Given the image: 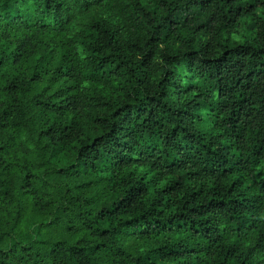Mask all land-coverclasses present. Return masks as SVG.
Segmentation results:
<instances>
[{
	"label": "trees",
	"instance_id": "trees-1",
	"mask_svg": "<svg viewBox=\"0 0 264 264\" xmlns=\"http://www.w3.org/2000/svg\"><path fill=\"white\" fill-rule=\"evenodd\" d=\"M0 264H264V0H0Z\"/></svg>",
	"mask_w": 264,
	"mask_h": 264
},
{
	"label": "rangeland",
	"instance_id": "rangeland-1",
	"mask_svg": "<svg viewBox=\"0 0 264 264\" xmlns=\"http://www.w3.org/2000/svg\"><path fill=\"white\" fill-rule=\"evenodd\" d=\"M239 33H240V34H245V35L248 34L246 28H242V29H240V30H239Z\"/></svg>",
	"mask_w": 264,
	"mask_h": 264
}]
</instances>
